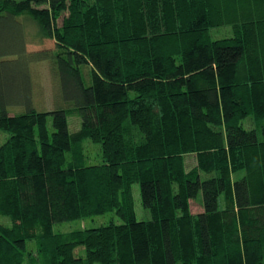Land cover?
<instances>
[{
	"label": "trees",
	"instance_id": "trees-1",
	"mask_svg": "<svg viewBox=\"0 0 264 264\" xmlns=\"http://www.w3.org/2000/svg\"><path fill=\"white\" fill-rule=\"evenodd\" d=\"M21 15L55 48L0 50V264H264V0H0V24ZM10 56L49 61L63 103L34 108L24 69L11 115ZM109 212L121 222L55 231Z\"/></svg>",
	"mask_w": 264,
	"mask_h": 264
},
{
	"label": "rangeland",
	"instance_id": "rangeland-1",
	"mask_svg": "<svg viewBox=\"0 0 264 264\" xmlns=\"http://www.w3.org/2000/svg\"><path fill=\"white\" fill-rule=\"evenodd\" d=\"M210 35L213 39H221L232 37L233 31L231 25H223L214 27L210 30ZM28 44L27 49L30 51H41L47 49H54L55 43L53 40L40 39L37 37V29L34 21L26 15H21L13 20L5 21L0 24V50H21L23 44ZM17 60L13 65L5 68V86L7 93L5 94V108L12 115L26 111L27 106L25 101L24 89L21 82V74L24 69L30 76V100L31 105L39 111H51L59 107L63 103L60 98V89L58 79L53 75L50 62L47 60L35 61L30 57H25ZM7 78V79H6ZM22 102L25 108L19 104ZM66 108V107H64ZM69 130L71 132L77 131L81 126V119L79 116L70 115L68 117ZM242 125L247 128H255L254 122L251 118L243 120ZM48 127L53 132L52 117H48ZM9 134L0 130V144L4 143ZM84 153L89 163L98 164L101 162L100 145L94 144L91 141L84 142ZM186 169L189 170L196 164L195 156L188 155L185 159ZM243 171L239 172L238 176H242ZM208 175H204V178ZM134 208L137 220H149L151 214L149 210L144 208L141 200L140 185L135 183L133 185ZM191 209L194 213L203 211L202 193L197 198L191 201ZM0 222L9 224L8 218L0 217ZM110 222L120 223L121 220L117 217L115 212H109L103 215H97L84 219L66 221L55 225V231L59 233H68L73 230L88 229L106 225ZM33 243H30L31 246ZM77 254L84 255V247L76 249Z\"/></svg>",
	"mask_w": 264,
	"mask_h": 264
}]
</instances>
